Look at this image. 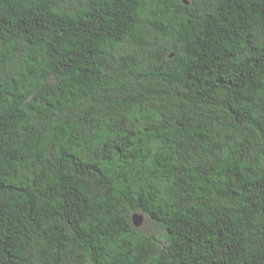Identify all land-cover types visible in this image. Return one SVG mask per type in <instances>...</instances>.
Wrapping results in <instances>:
<instances>
[{"label":"trees","instance_id":"1","mask_svg":"<svg viewBox=\"0 0 264 264\" xmlns=\"http://www.w3.org/2000/svg\"><path fill=\"white\" fill-rule=\"evenodd\" d=\"M188 2L0 0V264H264V0Z\"/></svg>","mask_w":264,"mask_h":264},{"label":"rangeland","instance_id":"2","mask_svg":"<svg viewBox=\"0 0 264 264\" xmlns=\"http://www.w3.org/2000/svg\"><path fill=\"white\" fill-rule=\"evenodd\" d=\"M141 217V226L138 229L142 234L150 235L155 234L157 237H160L162 235V231L160 228L146 215L137 212Z\"/></svg>","mask_w":264,"mask_h":264},{"label":"water","instance_id":"3","mask_svg":"<svg viewBox=\"0 0 264 264\" xmlns=\"http://www.w3.org/2000/svg\"><path fill=\"white\" fill-rule=\"evenodd\" d=\"M181 1L185 5H187L189 3L188 0H181ZM141 220H142V217L138 213H135L134 215H132L131 223L135 229L140 228Z\"/></svg>","mask_w":264,"mask_h":264}]
</instances>
